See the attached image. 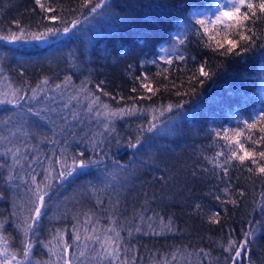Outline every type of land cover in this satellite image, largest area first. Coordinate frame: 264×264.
I'll return each instance as SVG.
<instances>
[{
    "label": "trees",
    "instance_id": "1",
    "mask_svg": "<svg viewBox=\"0 0 264 264\" xmlns=\"http://www.w3.org/2000/svg\"><path fill=\"white\" fill-rule=\"evenodd\" d=\"M216 1L109 0V6H114L111 12L94 19L81 17L82 23L70 33L39 43L0 41V65L4 69L0 72V94L10 93L14 88L27 93L20 108L0 105V134L8 136L9 128L16 132L7 147L16 145L21 147L22 154L27 153L26 159L21 161L22 166H14L13 174L18 179L7 182L8 167H0V193L3 194L0 221L4 222L0 234L8 237L10 244L18 247L23 238L15 225L18 217L23 218L22 207L28 204L31 196L25 181L31 185L33 175L38 183L44 181L45 175L54 177L55 172H48L49 165L59 170L61 150L66 149L64 155L69 158V164L71 157L80 152L85 153L83 159L100 163L77 168L63 183L52 181V194L45 198V214L31 237L37 242L33 249L34 260L48 259L44 244L52 240L57 230H66L64 239L72 244V229L76 224L73 217L84 211H96L101 225L110 226L107 217L111 213L103 209L108 208L110 199H119L116 218L130 248L128 256H135L136 264H154L163 259L165 253L177 249L185 257L180 264H232L234 251H225L229 240L242 243L249 231L253 235L248 237V251L242 252L236 264H264V174L257 171L259 165H264V159L257 155V164L246 160L243 165L233 160L226 176L219 168L213 169L205 159L214 156L225 144L216 137V131L244 128V120L251 122L264 109V48L260 47L264 40L258 41L243 58L221 56L205 47L204 42L192 34V29L199 27L195 15L210 10ZM52 2L58 9L66 10L68 21L81 10L87 12V9H80V0ZM68 9L77 11L69 13ZM43 15L46 14L40 12L34 0H0V34H9L10 28L14 31L13 21L37 31ZM113 16L124 23L113 20ZM43 23L53 26L46 20ZM54 26L63 25L56 22ZM39 30L42 31V27ZM257 31L264 33V19L257 22ZM185 33L189 42L180 47L187 59L174 61L172 65L164 63L161 48L168 47L169 55L178 46L176 36ZM231 38L239 39L238 36ZM152 60L157 64L151 63ZM205 61L206 70L215 72L211 78L199 77L197 70ZM145 74L156 90L154 94L140 86L137 77ZM193 76L205 81L202 87L196 85L197 94L177 95V92L190 89L189 78ZM45 78L49 83L41 85L44 91H38V98L31 100V90ZM66 78H70L67 84ZM82 85L112 108L135 104L149 111L115 119V130L109 132L103 126L106 122L103 116L96 118L85 110L88 100L85 99L87 93L80 90ZM133 88L137 91L133 92ZM105 92L110 95H104ZM149 95L150 100L147 99ZM74 96L79 99H73ZM140 96L145 99H138ZM181 101H187L184 108L174 107L171 113L166 111L168 104ZM162 106L164 116L159 115ZM29 107L55 110L47 115L57 121V132L65 126L58 117L68 118L65 132L55 136L58 143L51 142L53 126L26 114ZM151 109L157 110L160 129L141 133L140 125L147 129L151 121ZM73 113L78 114V120L71 119ZM8 116L12 120L4 124ZM252 133L253 140L258 139L259 126ZM138 135H142L141 145L136 149L127 147L129 141L135 143ZM247 135L246 130L241 137L242 143ZM4 147L5 144L0 143V151ZM245 147L250 152L264 151V143L247 142ZM36 156L39 160L31 163ZM114 160L127 166L126 182L118 181L115 190L107 188L93 193L92 186L103 188L100 181L106 177V169L117 171ZM5 162L13 166L11 154L0 156V163ZM248 167L253 171L249 172ZM97 198L104 204L98 205ZM142 206L146 209L145 217L156 213L165 223L171 219L174 230L153 235L147 219L143 224L139 218L133 221ZM14 212L16 216L12 215ZM217 212L219 216L215 218L220 222L210 223ZM83 219L80 215L81 222ZM137 226L141 227V232L134 231ZM128 228L133 229L131 237H128ZM153 228L157 232L161 230L159 220L154 219ZM75 250L73 244L70 251L74 253Z\"/></svg>",
    "mask_w": 264,
    "mask_h": 264
},
{
    "label": "snow or ice",
    "instance_id": "2",
    "mask_svg": "<svg viewBox=\"0 0 264 264\" xmlns=\"http://www.w3.org/2000/svg\"><path fill=\"white\" fill-rule=\"evenodd\" d=\"M35 4L39 7V10L42 14L41 23L37 26V31H31V26H24L19 23V21H13L15 30L11 28L8 30L9 34H0V41H7L9 43H27V42H43L47 41L49 37L58 36L61 34H67L73 31L82 23L81 17L84 20L90 18L94 19L96 16L105 15L112 11L114 6H109V0H80V9H87V12L79 11V15L73 18L71 21H68L65 16V9L57 8L53 5L52 0H34ZM35 11V9H34ZM69 13L76 12V9H68ZM113 20L118 21L119 23H124L122 19L118 16H113ZM264 19V0H223V3L218 4L217 12L214 14V17H205L203 19L197 18L195 23L199 25L198 28L192 29V34L198 37L201 41L204 42V46L211 48V50L221 56L225 57H240L243 58L245 53L251 52L256 46L257 42L264 40V33H258L257 31V22ZM49 21L53 26L44 24L43 21ZM56 22H59L62 27L54 26ZM42 27V31L39 30ZM222 38H218L221 37ZM232 36H238L239 39H233ZM207 37V39H205ZM176 44L178 46L173 48V55L171 57L165 58L161 57L164 60V63L172 65L174 61H185L187 57L184 52L181 51L180 46H184L189 42V36L185 33L183 36H176ZM214 42V46H213ZM260 47L264 48V42L260 44ZM161 51L167 54L170 49L168 47H162ZM194 59V58H193ZM151 63L157 64L156 60H152ZM205 61L198 68L199 77L211 78L215 75V72H210L206 70ZM3 67L0 65V72H3ZM163 71H167L164 69ZM264 71V70H262ZM160 73H157L159 75ZM193 76L189 78V83L191 85L190 89L185 92H177V95L182 96H193L197 94V87L203 86L204 79ZM264 78V76H262ZM140 80V86L148 93H155V89L152 84L149 82L150 78L147 74L137 77ZM70 78H66L65 83L69 82ZM49 83L48 79L45 78L41 84H38L36 88H33L31 100H36L37 92L44 91V88L41 85H47ZM57 88H60V85H56ZM100 88V85L96 86ZM82 92L87 93L85 99L88 100L86 105V111L90 114H94L96 118L104 117L106 121L104 123V128L109 132L114 131L113 121L117 118H124L125 116H133L137 114H142L143 112L149 111V109L141 110L135 104L132 106L112 108L109 104L103 103L100 97L94 93H90L88 89L84 88L83 85L80 89ZM103 91V89H100ZM133 92H136L137 89L133 88ZM22 89H13L10 93L0 94V105H12L15 108L21 107V100H23L27 93L23 92ZM104 95H110L109 93H104ZM73 99H79L78 96L72 97ZM151 95L147 99H151ZM123 99V97H121ZM138 99H145L144 96L138 97ZM187 101L177 102L175 105L168 104L166 111L171 113L173 108L182 109L184 104ZM97 109H103L97 110ZM49 111L55 110H39L29 107L26 114L34 115L39 120L46 123H50L53 128V138L52 143H58L55 139L56 135L63 134L68 126V118L64 116H59V120L64 123V127L59 129L57 132V121L51 119L47 113ZM156 109H151L152 118L148 124L147 129L143 125H140V131L143 133L155 132L160 129V124L157 122L159 117L156 115ZM165 109L163 106L160 110L159 115L164 116ZM71 119L76 121L79 119L77 113H73ZM12 120L11 116H8L7 119L3 121L4 124H8ZM27 123V120L25 121ZM244 128L236 129H223L221 131H216V137L220 138L225 142L224 146L216 152L212 157H205L209 164L212 165L213 169L219 168L221 172L226 176L229 172V168L233 165L231 162L233 160H238L241 165L244 164L246 160H251L253 164H257V155L264 159V151L250 152L248 148L245 147V143L251 142L252 144H261L264 143V109H261L260 112L251 120L243 121ZM259 126V137L258 139L253 140L252 130L256 129ZM249 132V135L245 137V143L241 142V137H244L245 131ZM8 136L0 134V143H4L5 147L0 151V156L8 157L11 154V160L13 161V166H8L5 163H0V167H8V175L6 177L7 182H12L18 177L13 174L14 166L21 165V161L25 160L27 153L21 152V147L13 145L12 147H7V144H11L12 141L10 137H15L16 132L12 131L11 128L8 129ZM70 134V133H69ZM142 135H138L135 139V143L129 141L127 147L136 149L141 145ZM65 142H67V136H65ZM235 145V147H233ZM66 149L61 150V159L58 161L60 163V169L56 170L49 165L48 172H55L56 175L51 177L45 175L43 182H37L36 176L33 175L31 180V185H27V191L31 193V196L28 199V204L22 207L24 213L23 218L18 217V223L15 225L23 234V238L20 240L19 246H15L14 243H9V238L5 237L3 234H0V264H136L135 256L129 257L128 252L130 248L126 243V238L122 236L123 227L118 224L116 218L117 209L121 201L116 199L112 201L111 199L108 202V208L103 209V211H108L111 213L107 219L110 220V226L101 225L100 219L97 217V212L89 209L84 211L79 215L73 217L76 220V224L73 225V241L72 244L68 243L64 239L66 230H57L56 234L53 236L52 240H49L44 244V247L47 248L49 257L46 260L35 259L33 249L35 247L36 241L32 240V236L35 234V229L39 227V222L42 216L45 214V209L47 208L46 197H50L54 184L53 180H59L63 183L64 180L72 176L77 168L85 169L90 167L93 164H99V160H88L83 159L85 156L84 152H80L77 155L71 157V164L68 163V157L64 155ZM93 151H95V146L93 145ZM242 153V154H241ZM222 158V159H221ZM39 160V157L36 156L32 159L31 163H36ZM116 166L117 171H112L106 169V177L100 181L103 185L102 189H97L95 186H92L90 190L95 193L107 188H113L114 185L119 181L121 184L125 183L127 177L125 175L127 166L121 165L119 161H113ZM22 166V165H21ZM249 172H252L253 169L248 167ZM135 171V170H133ZM257 171L260 174H264V165H259ZM195 175V173H193ZM19 187V185H16ZM228 189L225 188V192ZM243 195V193H240ZM3 197V194L0 193V198ZM220 198L217 197V200ZM235 203V201H232ZM96 203L98 205H103L104 201L97 198ZM197 208H200V205H197ZM98 209L97 211H99ZM146 209L142 206L139 213L133 216V221L139 218L141 224L144 223L145 219L148 221V229L153 235H162L166 231H173V222L171 219L167 223L164 222L163 217L159 214L153 213V216L145 217L143 215ZM12 215L16 216L17 213ZM80 215L84 217L83 222L80 220ZM219 216V213H215L210 218V223L218 224L220 221L215 217ZM159 220L160 231L157 232L153 228V221ZM127 223V221H125ZM91 226V227H89ZM4 227V222L0 221V228ZM135 232H141V227H135ZM128 237L132 236L133 229L128 228ZM253 235L252 231L245 233L244 240L242 243L237 244L235 240H229L227 248L225 251L232 253L234 251V256L231 257L232 264H236L238 258L241 257L242 252L248 251L247 245L249 244L248 237ZM55 241V243H53ZM83 241L81 244L80 242ZM73 244L76 245L75 252H71ZM201 252L204 250L201 249ZM179 249L172 253H165L164 258L161 260L154 261V264H180V261L185 259L183 253H179ZM170 255V259H169ZM205 255H208L205 253Z\"/></svg>",
    "mask_w": 264,
    "mask_h": 264
},
{
    "label": "rangeland",
    "instance_id": "3",
    "mask_svg": "<svg viewBox=\"0 0 264 264\" xmlns=\"http://www.w3.org/2000/svg\"><path fill=\"white\" fill-rule=\"evenodd\" d=\"M220 3H223V0H217V1L212 5L211 9L208 10V11H205V12H201V11H199V12H197L196 15H195L196 18L203 19V18H205V17H214V14L217 12V6H218V4H220ZM172 55H173V51H172L169 55L167 54V56H166L165 53L161 52V57L168 58V57H171Z\"/></svg>",
    "mask_w": 264,
    "mask_h": 264
}]
</instances>
